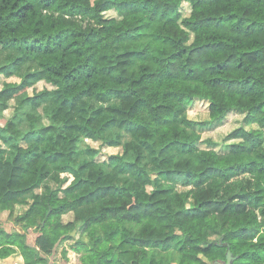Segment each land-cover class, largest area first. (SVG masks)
Instances as JSON below:
<instances>
[{
	"label": "trees",
	"instance_id": "trees-1",
	"mask_svg": "<svg viewBox=\"0 0 264 264\" xmlns=\"http://www.w3.org/2000/svg\"><path fill=\"white\" fill-rule=\"evenodd\" d=\"M0 73L22 75L0 90V111L13 91L54 86L25 93L0 124V211L41 231L38 250L0 226V264H57L43 253L69 238L78 264H174L173 249L178 264H216L229 248L233 264H264V0H0ZM44 99L48 123L30 108ZM195 100L208 118L190 116ZM230 112L245 116L220 151L203 130ZM114 128L130 132L134 158L76 165L84 138ZM148 151L170 184L145 192ZM77 169L65 196L38 190ZM123 172L132 186L115 181Z\"/></svg>",
	"mask_w": 264,
	"mask_h": 264
},
{
	"label": "rangeland",
	"instance_id": "rangeland-1",
	"mask_svg": "<svg viewBox=\"0 0 264 264\" xmlns=\"http://www.w3.org/2000/svg\"><path fill=\"white\" fill-rule=\"evenodd\" d=\"M182 11L184 13H188L190 10V4L188 2H184L182 7ZM109 15H115V11H109ZM7 54H4L2 58H6ZM22 81V75H18L17 73L12 75H7L5 73H0V90L4 88V85H8L11 83H20ZM43 87H49L53 88L54 86L50 83H46L45 81L38 82L35 86L29 85L26 88H21L16 91H13L11 98H10V105L7 108L1 109L0 113V124H4L6 120L11 117L15 112V104L18 103L23 96L25 95H32L34 91L40 90ZM119 99L116 97L111 98L107 102H98L88 101L89 108L88 110L84 111L82 114H80L79 119H83L85 116H88L92 111H98L100 113H107L105 107L111 104H119ZM48 105V100L44 99L39 102L38 105L35 107H30L31 109L39 112L43 117V122L48 123L49 118L46 113V106ZM208 102L206 101H200L195 100L194 103L189 108V114L193 118L198 119H205L208 118ZM29 108V107H27ZM24 108L22 111L26 114V111L30 110ZM20 111V113H22ZM245 114L244 113H238V112H230L228 113L226 119L224 120L223 124L216 127H208L203 130V138H212L216 142V148L220 151H224L226 149L225 147V136L236 126H239L242 124L243 118ZM21 123V122H20ZM22 126L27 127V123L24 120V122L21 123ZM257 123H253L248 125L250 126H256ZM132 139L131 134L128 130H116L115 128L107 131L105 138L102 139H91V138H84L81 141V148L82 151L80 155L76 159V165H78L82 160L84 159H91L94 157L95 154H98V158L100 160L107 159L109 155L111 154H125V143L130 141ZM1 140V139H0ZM3 146H5L4 143H2ZM202 146H206V143H203ZM97 151V152H94ZM125 158L132 159L134 158V154L129 152L128 154H125ZM142 163L145 165V167L151 172L152 178L154 179V182L152 184H148L145 186L144 190L145 192H150L153 190H157L159 188H164L169 186L170 182L167 181L164 174H162L158 167V162L156 160L155 153L153 151H148L147 155L142 159ZM105 164L106 168L108 170H111L112 165ZM77 169V172L75 170L64 172L60 175L59 180L50 179L46 182V184L42 185L38 190L39 191H51L55 190L57 191L58 195L65 196L68 191V186L74 183L79 179V175H86V172L84 170ZM250 176V173H242L240 176L236 177L238 181L245 182L246 179ZM115 181L120 184L124 185H130L132 186L134 183V178L130 175L129 172H123L116 176ZM176 188L180 191L182 190H188L191 188V186H186L183 183H178L176 185ZM143 195V193H142ZM24 197H22L23 199ZM193 198L189 197L187 200V204L192 205ZM21 209L17 208V213L21 211ZM72 217L71 213L65 214L64 219L68 220ZM0 226L6 228L9 231L18 230L21 232H26L28 242L36 247L38 250L39 246L36 245L37 238L41 234L40 228L37 226H31L27 229H24L21 225L17 224L13 217H9L8 211H0ZM74 236L77 235V231L73 234ZM66 251V253H65ZM173 261L174 264H178L180 259V252L177 249H173ZM44 255L48 256L49 259L57 264H78L80 262L79 256L77 252L74 251L73 248V240L72 239H66L64 241H60L57 243V245L54 247L51 253H43Z\"/></svg>",
	"mask_w": 264,
	"mask_h": 264
},
{
	"label": "water",
	"instance_id": "water-1",
	"mask_svg": "<svg viewBox=\"0 0 264 264\" xmlns=\"http://www.w3.org/2000/svg\"><path fill=\"white\" fill-rule=\"evenodd\" d=\"M76 230H74L72 232V234L75 233ZM235 258V256L233 255L231 249L229 248L226 254V259L225 260H215L216 264H233V259Z\"/></svg>",
	"mask_w": 264,
	"mask_h": 264
}]
</instances>
